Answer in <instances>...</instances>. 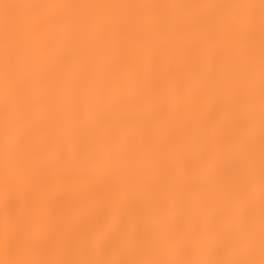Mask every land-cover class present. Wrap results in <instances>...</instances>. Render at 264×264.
<instances>
[{"label": "clouds", "instance_id": "obj_1", "mask_svg": "<svg viewBox=\"0 0 264 264\" xmlns=\"http://www.w3.org/2000/svg\"><path fill=\"white\" fill-rule=\"evenodd\" d=\"M142 7L42 0L32 32L0 39V264H264V177L241 174L245 130L261 119L264 13L240 0L212 6L217 27L194 34L176 25L177 6ZM165 41L196 66L159 55ZM176 110L183 119L162 118ZM60 171L106 178L137 200L118 223L60 241L31 195ZM200 191L218 194L216 210L179 215Z\"/></svg>", "mask_w": 264, "mask_h": 264}, {"label": "bare ground", "instance_id": "obj_2", "mask_svg": "<svg viewBox=\"0 0 264 264\" xmlns=\"http://www.w3.org/2000/svg\"><path fill=\"white\" fill-rule=\"evenodd\" d=\"M42 0H0V39L5 33L18 39L32 32L36 26V6ZM63 3H87L104 5H140V14L147 15L155 6H177L173 17L178 28L185 33L200 34L202 31L217 27V9L212 6L238 2V0H61ZM240 2L260 6L264 13V0H240ZM261 49V119L259 127L246 129L251 139L250 156L243 162L241 174L249 167H258L264 177V15L261 19L260 30ZM161 56L174 57L179 63L196 66V61L189 56L181 44L175 41H165L157 50ZM223 56L226 53H218ZM145 57H137L131 65L143 63ZM215 106L214 100L208 101ZM183 111L176 110L162 117L168 120L183 119ZM221 126L225 122L221 121ZM188 142H191L190 140ZM197 147L205 156H210L209 147L201 140L195 141ZM169 180L185 185L190 184L188 177L168 174ZM69 186L72 191L66 192L62 186ZM32 197L39 202L37 214L46 224L54 238L60 241L75 239L88 231L102 230L108 224L118 223L123 217V208L130 206L137 197L128 190L120 188L106 178L98 175H85L76 171H60L46 177L32 192ZM220 197L211 191H200L196 194L195 202L180 203L176 210L181 216H200L216 210ZM25 201H18L16 208L23 210ZM259 227L264 234V193L258 205ZM264 260V254L260 257Z\"/></svg>", "mask_w": 264, "mask_h": 264}, {"label": "snow or ice", "instance_id": "obj_3", "mask_svg": "<svg viewBox=\"0 0 264 264\" xmlns=\"http://www.w3.org/2000/svg\"><path fill=\"white\" fill-rule=\"evenodd\" d=\"M37 242H39V241H37Z\"/></svg>", "mask_w": 264, "mask_h": 264}]
</instances>
